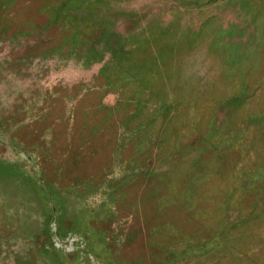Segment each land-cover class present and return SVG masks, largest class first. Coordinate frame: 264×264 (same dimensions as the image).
I'll use <instances>...</instances> for the list:
<instances>
[{
	"label": "rangeland",
	"instance_id": "rangeland-1",
	"mask_svg": "<svg viewBox=\"0 0 264 264\" xmlns=\"http://www.w3.org/2000/svg\"><path fill=\"white\" fill-rule=\"evenodd\" d=\"M0 264H264V0H0Z\"/></svg>",
	"mask_w": 264,
	"mask_h": 264
}]
</instances>
